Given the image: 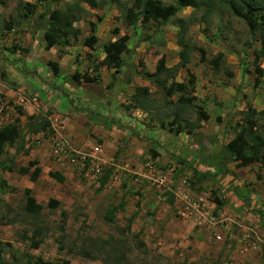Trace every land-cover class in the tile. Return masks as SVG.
Returning a JSON list of instances; mask_svg holds the SVG:
<instances>
[{"label": "rangeland", "instance_id": "1", "mask_svg": "<svg viewBox=\"0 0 264 264\" xmlns=\"http://www.w3.org/2000/svg\"><path fill=\"white\" fill-rule=\"evenodd\" d=\"M35 1L0 0V126H20V137L1 157L14 163L11 171L0 169V257L8 264H32L36 257L70 264H264V170L257 180L230 170L202 181L193 175L194 168L207 171L196 151L231 139L248 107L257 111L264 134L260 32L225 6L208 14L187 6L165 23L131 26L122 13L132 0H79V35L67 46L46 47L42 15L75 0ZM27 3L37 7L29 11ZM92 31L93 49L81 43ZM123 34V65L100 64L102 44ZM160 58L168 68L160 77L184 83V91L169 97L143 78ZM138 85L149 87L155 112L124 109ZM173 102L191 104L187 119L206 116L203 126L191 135L170 132L178 127L171 122ZM33 113L47 115L51 128L29 133L25 124ZM24 166L26 174L18 170ZM242 185L258 192L253 204L243 201ZM27 195L38 211L24 208Z\"/></svg>", "mask_w": 264, "mask_h": 264}, {"label": "trees", "instance_id": "2", "mask_svg": "<svg viewBox=\"0 0 264 264\" xmlns=\"http://www.w3.org/2000/svg\"><path fill=\"white\" fill-rule=\"evenodd\" d=\"M38 1V0H36ZM35 1V2H36ZM37 3H27L25 6L27 10L31 11L32 8H36ZM90 4H93L90 1ZM191 6L195 8L205 7L206 13H211L215 9L226 7L233 13L235 16L242 18L247 23L251 32L259 31L261 39V50L264 53V0H132L129 6L123 7V19L126 24L134 26L140 22L146 21H155L160 23L167 22L170 18L175 17L181 8ZM82 7L79 3V0L72 2H67L64 7L46 9L45 13L42 15V38L45 42L46 47L53 46L55 44L61 45V47L69 45L70 38H76L79 33V27L74 25L81 15ZM24 14L23 16H25ZM180 26H183L184 21L178 19ZM12 23V18L7 19L4 22V25L10 27ZM179 26V27H180ZM182 30V29H181ZM128 36L123 34L116 38L115 40H109L102 44V49L104 52V57L100 64H105L108 67H113L116 70L123 65L122 54L126 50V40ZM97 37L94 34V31L86 35L82 44L88 46L89 48H94ZM183 42L182 37L180 41ZM184 46L181 49L180 55L182 59L187 58L189 52L188 45L184 43ZM185 62L182 60L178 65H181ZM99 63V62H98ZM50 69L57 73L58 65L57 63L50 62L48 63ZM98 65H95L97 67ZM174 66L173 68H175ZM168 70L164 63V58L158 60L155 71H143L142 76L144 79L150 80L155 86L162 87L164 89L166 96H172L176 92L184 91L185 84L181 82L172 81L171 83H165V79H162L160 76L165 74ZM169 73V72H168ZM73 77L77 80L80 77L78 71H76ZM85 80H93L92 77L84 75ZM151 92L149 87L146 85H138L135 87L134 92L131 94L130 99L124 105L125 110H135L140 109L145 113L155 112L153 108L154 100L151 98ZM182 99L180 98V101ZM175 103V104H174ZM169 104V103H164ZM175 105L174 119L171 122H176L178 124L177 130L182 127L179 125L181 122L186 121L183 129L187 128V132L191 133L193 128L200 127V120L205 117L196 116V120L192 123L189 119L184 120L180 112H189L188 108H191V104H181L177 105L176 102H173ZM177 106V107H176ZM257 111L252 107H248L246 111L243 112V122L240 123L239 129L235 131L234 136L224 145V150L227 152V155L230 159L237 161V166H247L251 163L258 162L262 160L261 157L264 155V134L259 132L257 129L258 121L254 114ZM45 114H30L27 116L26 130L29 133H39L45 132L51 128V122L46 117ZM182 117V118H181ZM160 124H164V120L160 119ZM165 125V124H164ZM165 128V127H164ZM20 137V126L17 122H10L0 126V169L2 170H12V165L14 163V158L10 157L8 160L1 159L2 155L5 152V147L7 145H12ZM30 164H33L31 162ZM19 172L26 174L29 171V166L20 167ZM111 168H108L105 173L101 175L100 178V187L103 186L108 176L111 173ZM39 173V168L35 167L31 175L35 177ZM212 174V172H198L195 168L193 169V175L197 179L207 177ZM208 174V175H207ZM50 175L56 178L59 181L63 180L62 175L57 171H51ZM213 175V174H212ZM202 181V180H201ZM28 192V190H27ZM238 192V193H237ZM235 193L240 195V191L235 189ZM225 199V198H224ZM245 199V198H244ZM218 203L221 202V199H216ZM169 202L172 201L171 196L168 199ZM244 201V200H243ZM246 205H249V201H244ZM24 208L30 212H36L39 210V205L35 202V199L31 195H27ZM116 210V207L109 210L107 213L108 219H113V212ZM38 241L34 242V246L38 245ZM88 256H91L88 253ZM0 264H8L2 257H0ZM32 264H70L66 259L61 260L60 262H52L48 260H43L40 257L34 258Z\"/></svg>", "mask_w": 264, "mask_h": 264}, {"label": "crops", "instance_id": "3", "mask_svg": "<svg viewBox=\"0 0 264 264\" xmlns=\"http://www.w3.org/2000/svg\"><path fill=\"white\" fill-rule=\"evenodd\" d=\"M163 105H166V106H169L170 104H163ZM135 110H138V111H141V112H144V111H142V110H140V109H135ZM134 111V110H133ZM175 111H176V109L175 108H173V110H172V117L174 116V113H175ZM145 113V112H144ZM181 113V115L180 116H182L183 117V119L184 120H186L187 119V117H186V114H185V112H180ZM168 115V114H167ZM167 115H166V117H167ZM181 117V118H182ZM183 123H184V126L185 125H187L186 124V121H183ZM201 126H203L202 125V123H201V121H200V127H198V128H201ZM198 128H193L192 130V132L191 133H188L189 135H191V134H193ZM233 129V131H234V128H232ZM170 132H174V133H184L183 131H186L187 130V128H185V129H183V130H173V131H171V129H168ZM201 130V129H200ZM178 131V132H177ZM235 133V132H234ZM187 135V134H186ZM182 138V137H181ZM184 140V139H183ZM230 139H228L226 142H224L223 144L221 143V145H219L218 147H215V146H211V145H209V146H207V148H205L204 150L202 149V150H197L196 151V162H198V160L200 161L199 163L201 164L200 166L202 167V169H204V168H207V171L209 172L210 171V169H211V172H212V174L213 175H215V174H220L222 171H229L230 170V173H232V172H237V174H239L240 176H242L243 178H245L246 176H256V180L259 178V174H260V170H262V172H263V170H264V167H260L258 164H259V162L261 161H258V162H254V163H251V164H249V165H247V166H237V161H234V160H232V159H230L229 158V156L227 155V152L224 150V145L229 141ZM212 151L211 152V155L210 156H208L207 157V155H208V151ZM213 150H215V151H213ZM209 151V152H210ZM213 155L215 156V157H213ZM262 160H264V159H262ZM199 163H198V169H199ZM249 166H252V167H254V166H258L259 168H258V170H256L255 172L254 171H248L249 169H251L252 167H250V168H248ZM246 168H248V169H246ZM196 169V168H195ZM197 170V169H196ZM198 171V170H197ZM206 171V172H207ZM198 172H201V173H203L204 174V172H205V169H204V171L202 170H200L199 169V171ZM212 174H210L209 173V175H212ZM208 175V174H207ZM258 177V178H257ZM261 184V183H260ZM259 184V185H260ZM253 186H255L254 184H252ZM242 191H241V193L243 194V196L245 197V199L243 198V200L244 201H249V203H251V204H253L254 203V201H252V199H251V197L252 196H256V190L254 191V190H252V189H250L251 187H249V186H247V187H245L244 185H242ZM248 188V189H247ZM235 191V190H234ZM208 192V191H207ZM229 192V191H228ZM258 193V192H257ZM231 194H232V191H230L229 192V195L231 196ZM234 194H236L235 192H234ZM224 195H226V193H224ZM236 196H238V194H236ZM233 197H235L234 195H233ZM233 197H231V198H233ZM239 197V196H238ZM240 198V197H239ZM254 200V199H253ZM243 203V202H242ZM243 205H244V203H243ZM236 208H238V207H242V206H240V205H238V206H235Z\"/></svg>", "mask_w": 264, "mask_h": 264}, {"label": "built area", "instance_id": "4", "mask_svg": "<svg viewBox=\"0 0 264 264\" xmlns=\"http://www.w3.org/2000/svg\"><path fill=\"white\" fill-rule=\"evenodd\" d=\"M190 205H191V206H194V205H196V204H194V202H193L192 204L190 203ZM217 238H220V236L217 235Z\"/></svg>", "mask_w": 264, "mask_h": 264}]
</instances>
